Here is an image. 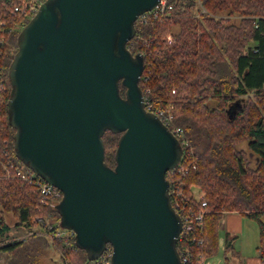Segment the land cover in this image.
Returning <instances> with one entry per match:
<instances>
[{
  "label": "water",
  "instance_id": "water-1",
  "mask_svg": "<svg viewBox=\"0 0 264 264\" xmlns=\"http://www.w3.org/2000/svg\"><path fill=\"white\" fill-rule=\"evenodd\" d=\"M158 1L44 0L8 65L15 155L61 190L59 225L90 260L109 244L110 264H181V218L165 173L182 148L145 108L143 57L126 46ZM107 129L120 133L113 167L104 161Z\"/></svg>",
  "mask_w": 264,
  "mask_h": 264
},
{
  "label": "trees",
  "instance_id": "trees-1",
  "mask_svg": "<svg viewBox=\"0 0 264 264\" xmlns=\"http://www.w3.org/2000/svg\"><path fill=\"white\" fill-rule=\"evenodd\" d=\"M19 1L0 0V237L7 236L11 227L5 212L26 231L41 219L49 224V217L53 228L59 226L55 206L41 203L38 188L16 172L29 169L13 149L14 129L7 120V69L17 49L18 33L33 15L15 12ZM167 4L170 8L156 16L135 21V34L126 46L143 57L138 84L144 100L151 109L169 112V128L181 127L188 140L179 160L181 170L165 173L173 206L177 201L185 211L205 210L201 228L191 229L176 242L178 251L187 250V260L181 264H198L201 257L217 252L219 221L227 211L256 222V249L263 259L264 0H167ZM124 90L119 84L121 95ZM119 135L108 129L102 134L104 161L110 167L115 164ZM244 139L249 152L237 147ZM253 154L255 164L250 166ZM173 189L181 195L175 198ZM194 189L203 194L204 206ZM46 228L0 244V264H35L47 246L59 251L61 264L67 258L70 264H91L85 251L76 246L74 234L48 241ZM232 240L226 239L223 252L233 249ZM110 249L107 244L105 251ZM5 254L11 260L3 262Z\"/></svg>",
  "mask_w": 264,
  "mask_h": 264
},
{
  "label": "built area",
  "instance_id": "built-area-1",
  "mask_svg": "<svg viewBox=\"0 0 264 264\" xmlns=\"http://www.w3.org/2000/svg\"><path fill=\"white\" fill-rule=\"evenodd\" d=\"M44 0H20L14 7L13 10L15 12H21L23 16H29L31 14H34L38 8V6L43 2ZM170 8V5L167 4V0H159L158 3L150 10H147L143 13H141L136 21L138 22H144L147 18L151 16H156L157 14L163 12L165 9ZM144 106L147 110H150L158 115V117L162 120V122L169 128V125L172 123V116L169 112L163 110V109H151L150 104L148 101L144 100ZM170 129V128H169ZM170 131L177 137H180L178 139L181 148L186 147L188 145V140L183 137V131L181 127L179 126H173ZM179 162L177 165L167 171H171L173 169H176L177 171L181 170V167H178ZM28 171L22 172L19 169H16L17 174H19L23 179H25L28 183L34 184L38 188L39 192V201L41 203L50 202L51 205L55 206L59 199L61 198V190L58 189L56 186L51 184L50 182L42 179L40 176L35 174L30 168H28ZM169 191V190H168ZM172 194L175 196V198L179 197L181 193L177 189L172 190ZM170 195V192H169ZM196 195V194H195ZM197 199L200 200V206H204L206 204L205 200L203 199V194L199 193L196 195ZM175 210L177 209L181 212V214L178 212L180 218H181V229L179 232V235L177 237V241H182L184 239V236L190 231L191 229H200L201 228V222H202V216L204 213V209H187V211L184 210V207L179 206L178 202H175V206H173ZM47 232L48 235L51 237H61L63 235L70 236L71 234H74L70 229L63 228L61 226H58L56 228H53V224L47 225ZM200 241V239H198ZM178 251V250H177ZM186 248L181 247L180 251H178L180 261L186 262L187 255H186ZM110 255H111V249L109 251L103 250V252L96 258L91 260V264H98L100 263H107L110 264ZM205 258L201 257L198 264H205ZM264 261V258L262 259Z\"/></svg>",
  "mask_w": 264,
  "mask_h": 264
},
{
  "label": "rangeland",
  "instance_id": "rangeland-1",
  "mask_svg": "<svg viewBox=\"0 0 264 264\" xmlns=\"http://www.w3.org/2000/svg\"><path fill=\"white\" fill-rule=\"evenodd\" d=\"M222 13L224 15V12H222ZM233 18L237 19V16H233ZM237 147L244 149L246 152H249V150L247 148V140L246 139L240 141L238 143ZM254 164H255V159H254V154H253L251 157L250 166L254 165ZM194 191H195L196 195L201 193L198 191L196 192V189H194ZM4 217L7 220V222L10 224L11 227H10V231L8 232L7 236L0 237V244L5 243L7 241H18V240L24 239V237L29 235L30 232H32V231H37V232L41 231L42 232L45 230V227H47V225L53 224V223H50L53 221V219L51 217H49V219H50L49 224H45L43 219H41L42 220L41 223L40 222L36 223V225H34V227L31 229V231H26V229L23 226L15 225V218L11 213L5 212ZM57 222L59 223V220ZM46 235H47V240L52 241L53 238L50 235H48V232H46ZM219 235H220V245H219L220 248L218 247L219 249L217 250V252L215 254L211 255L210 257H208L209 262L211 264H223L222 238L225 236V231H224V228L222 226L219 228ZM227 237H229V236H227ZM242 238L245 240L246 244H248L247 247L250 250L254 249V246L256 244V239L258 242V228H257L256 222L250 218L245 217V216L243 217ZM17 251H15V252L17 253ZM15 255H17V254H15ZM8 256H9V254L8 255L5 254L3 256L4 258L2 257L1 260L3 262H5L6 260H8V261L11 260L10 258H8ZM219 261H220V263H219ZM35 264H61V258H60L59 251L57 249L53 248L52 246L45 247L43 249L42 253L37 257ZM63 264H70V261L68 260V258L65 260V262Z\"/></svg>",
  "mask_w": 264,
  "mask_h": 264
},
{
  "label": "crops",
  "instance_id": "crops-1",
  "mask_svg": "<svg viewBox=\"0 0 264 264\" xmlns=\"http://www.w3.org/2000/svg\"><path fill=\"white\" fill-rule=\"evenodd\" d=\"M243 217V215L236 211H227L219 221L218 233L221 226L225 231V236L222 238V248L226 239L233 238V249L227 253L223 252V264H264V261L259 257L256 249L257 239L254 249L250 250L247 247L248 244H246L245 240L242 238ZM227 255H230L229 258H227ZM204 260L205 264H211L208 258H205Z\"/></svg>",
  "mask_w": 264,
  "mask_h": 264
}]
</instances>
